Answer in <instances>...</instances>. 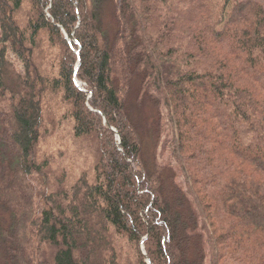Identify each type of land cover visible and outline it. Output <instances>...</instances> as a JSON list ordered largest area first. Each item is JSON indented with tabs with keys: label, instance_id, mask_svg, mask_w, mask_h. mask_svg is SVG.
<instances>
[{
	"label": "trees",
	"instance_id": "trees-1",
	"mask_svg": "<svg viewBox=\"0 0 264 264\" xmlns=\"http://www.w3.org/2000/svg\"><path fill=\"white\" fill-rule=\"evenodd\" d=\"M0 212V264H264V5L0 0Z\"/></svg>",
	"mask_w": 264,
	"mask_h": 264
},
{
	"label": "rangeland",
	"instance_id": "rangeland-1",
	"mask_svg": "<svg viewBox=\"0 0 264 264\" xmlns=\"http://www.w3.org/2000/svg\"><path fill=\"white\" fill-rule=\"evenodd\" d=\"M255 1H259L260 3H262L264 5V0H255ZM230 7H232V4L229 6L228 9H230ZM108 22H109L108 28H110V26H111L110 22L111 21L108 20ZM7 57L14 64L16 69L18 71H21L22 66L19 63V61L15 58V56H13L10 52H8ZM80 86L81 85L79 84V87ZM139 118H140V121L142 124V131H143L145 138L147 140V146H148L149 153L154 152V154L156 155V158L159 162H161L165 165L173 166V163L170 159V150L166 146V144H164L162 142V140L159 142V144H155L154 147H151L153 144V138L150 137V135L152 134V133H150V131H151V124H152V121L154 119V115H153L152 111L150 109L145 108L144 110H142L140 112ZM176 180L180 186H183V181L181 180V177L179 176V174H178ZM18 189L28 193L30 195V197L33 198V189L31 187L30 183L25 179V177L23 175H21L19 177ZM77 206L81 210L83 215L87 216L89 218V221L91 224H93L96 227H99V215L93 209L91 204L88 201H86L84 193L82 196L81 195L79 196V198L77 200ZM30 213H31V207H29V209H28L27 216H29ZM0 214H2V213L0 212ZM2 217L3 216L0 215V220L2 219ZM96 244L97 245H91L90 249H88L86 251V259L88 260V263L89 264H113L112 258L110 256L112 254V252L110 251V248H108L106 246H102L99 243H96ZM140 251H141L142 255H145L142 246L140 247ZM206 264H209V263L206 262Z\"/></svg>",
	"mask_w": 264,
	"mask_h": 264
},
{
	"label": "water",
	"instance_id": "water-1",
	"mask_svg": "<svg viewBox=\"0 0 264 264\" xmlns=\"http://www.w3.org/2000/svg\"><path fill=\"white\" fill-rule=\"evenodd\" d=\"M78 87H79V85H78ZM117 139H118V141H119V138H118V137H117ZM118 144H120V141H119V143H118ZM147 264H150V263H149V261H147Z\"/></svg>",
	"mask_w": 264,
	"mask_h": 264
}]
</instances>
